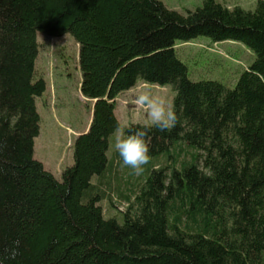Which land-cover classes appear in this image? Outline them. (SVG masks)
<instances>
[{
  "label": "trees",
  "instance_id": "16d2710c",
  "mask_svg": "<svg viewBox=\"0 0 264 264\" xmlns=\"http://www.w3.org/2000/svg\"><path fill=\"white\" fill-rule=\"evenodd\" d=\"M39 32L75 38L93 103L61 179L35 158ZM200 36L254 53L234 89L189 78L178 46ZM138 81L173 86L178 122L125 129H147L150 160L166 164L145 165L120 224L93 179L109 168L117 99ZM0 264H264V0L254 12L204 0L186 14L161 0H0Z\"/></svg>",
  "mask_w": 264,
  "mask_h": 264
},
{
  "label": "rangeland",
  "instance_id": "374dc122",
  "mask_svg": "<svg viewBox=\"0 0 264 264\" xmlns=\"http://www.w3.org/2000/svg\"><path fill=\"white\" fill-rule=\"evenodd\" d=\"M168 8L181 14L194 11L204 0H161ZM228 8L240 7L254 12L259 0H217ZM39 55L36 63V78L43 79L46 91L36 99L40 114V134L35 139V158L57 179L74 164V143L80 134L86 132L93 117V103L81 93L82 72L79 64V44L73 36L50 37L39 32L37 36ZM179 58L187 63L192 81H218L234 89L243 72L255 61L254 53L235 42L219 43L216 48L212 40L200 36L190 43L178 46ZM139 82L133 91L121 94L117 99L116 116L124 129L131 125H152L143 110L132 105L133 95L145 86ZM153 93L164 96L173 109L176 91L166 87L148 84ZM126 135V133H125ZM127 136V135H126ZM115 133L110 137V164L104 178L93 179V184L105 193L99 203L107 218L124 222V213L136 205V196L141 191L147 174H133L131 168L123 166L114 148ZM194 150L182 147L181 161H190ZM150 163L156 167L166 164L164 158H153ZM132 212H135V206Z\"/></svg>",
  "mask_w": 264,
  "mask_h": 264
},
{
  "label": "clouds",
  "instance_id": "9594fccd",
  "mask_svg": "<svg viewBox=\"0 0 264 264\" xmlns=\"http://www.w3.org/2000/svg\"><path fill=\"white\" fill-rule=\"evenodd\" d=\"M132 105L135 109L143 110L151 124L161 132L171 130L178 122L177 114L167 99L153 93L150 86L139 89L133 95ZM147 136V129L136 130L127 136L123 127L118 126L115 130L114 148L123 166L131 168L137 176L143 173L144 166L150 161Z\"/></svg>",
  "mask_w": 264,
  "mask_h": 264
},
{
  "label": "crops",
  "instance_id": "0c3cea01",
  "mask_svg": "<svg viewBox=\"0 0 264 264\" xmlns=\"http://www.w3.org/2000/svg\"><path fill=\"white\" fill-rule=\"evenodd\" d=\"M139 82H142V81H138V83H139ZM145 86H148V84H145ZM130 91H133V89H131V90H129V91H126V92H124V93L130 92ZM124 93H123V94H124ZM44 166H45V165H44ZM45 168H46L47 170H49V169L47 168V166H46ZM49 171H50V170H49Z\"/></svg>",
  "mask_w": 264,
  "mask_h": 264
}]
</instances>
